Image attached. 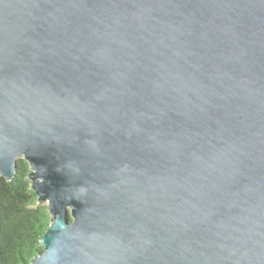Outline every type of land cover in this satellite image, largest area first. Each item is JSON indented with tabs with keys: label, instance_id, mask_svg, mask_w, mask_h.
<instances>
[{
	"label": "water",
	"instance_id": "95a60500",
	"mask_svg": "<svg viewBox=\"0 0 264 264\" xmlns=\"http://www.w3.org/2000/svg\"><path fill=\"white\" fill-rule=\"evenodd\" d=\"M18 158L28 264H264V0H0Z\"/></svg>",
	"mask_w": 264,
	"mask_h": 264
},
{
	"label": "trees",
	"instance_id": "16d2710c",
	"mask_svg": "<svg viewBox=\"0 0 264 264\" xmlns=\"http://www.w3.org/2000/svg\"><path fill=\"white\" fill-rule=\"evenodd\" d=\"M27 162L18 158L11 180L0 177V264H28L41 250L50 216L38 203L27 178Z\"/></svg>",
	"mask_w": 264,
	"mask_h": 264
}]
</instances>
